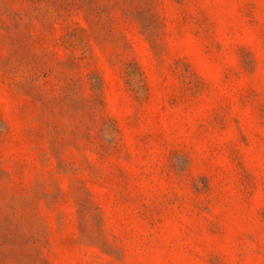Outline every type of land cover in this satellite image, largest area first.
Segmentation results:
<instances>
[{
	"label": "rangeland",
	"instance_id": "obj_1",
	"mask_svg": "<svg viewBox=\"0 0 264 264\" xmlns=\"http://www.w3.org/2000/svg\"><path fill=\"white\" fill-rule=\"evenodd\" d=\"M0 264H264V0H0Z\"/></svg>",
	"mask_w": 264,
	"mask_h": 264
}]
</instances>
